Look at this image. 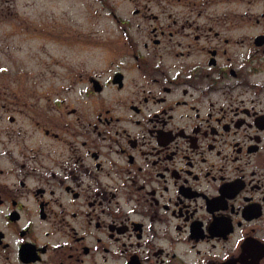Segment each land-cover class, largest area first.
<instances>
[{
	"label": "flooded vegetation",
	"instance_id": "af4514ba",
	"mask_svg": "<svg viewBox=\"0 0 264 264\" xmlns=\"http://www.w3.org/2000/svg\"><path fill=\"white\" fill-rule=\"evenodd\" d=\"M12 1L0 264H264V0L113 10L123 41L89 67L51 46L85 34L17 17Z\"/></svg>",
	"mask_w": 264,
	"mask_h": 264
},
{
	"label": "rangeland",
	"instance_id": "374dc122",
	"mask_svg": "<svg viewBox=\"0 0 264 264\" xmlns=\"http://www.w3.org/2000/svg\"><path fill=\"white\" fill-rule=\"evenodd\" d=\"M11 11L17 13V17L37 18L39 22L59 23L57 28L65 26L69 33L85 34L86 41L76 43L72 47H56L48 43V49L63 50L56 58L65 57L73 65H78L84 60L87 66H104L108 56L114 51L115 43L123 41L119 36V29L113 19L112 12H123V15L133 16L132 5L146 0H13ZM12 1V2H13ZM150 1V0H149ZM9 12V11H8ZM21 14V16H20ZM8 17V16H7ZM11 18V17H8ZM137 18V17H136ZM41 44V42H38ZM14 46L17 42H6ZM23 53L25 51L41 50L36 42L23 41ZM51 44V46H50ZM105 45L106 48L102 47ZM7 52L15 50L6 48ZM3 54H0V56ZM16 55H18L16 53ZM107 56V57H106Z\"/></svg>",
	"mask_w": 264,
	"mask_h": 264
}]
</instances>
